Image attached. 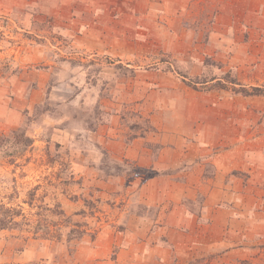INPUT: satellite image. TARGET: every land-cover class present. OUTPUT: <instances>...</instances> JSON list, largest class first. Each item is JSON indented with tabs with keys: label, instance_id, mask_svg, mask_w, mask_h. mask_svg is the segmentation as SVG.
Returning <instances> with one entry per match:
<instances>
[{
	"label": "rangeland",
	"instance_id": "1",
	"mask_svg": "<svg viewBox=\"0 0 264 264\" xmlns=\"http://www.w3.org/2000/svg\"><path fill=\"white\" fill-rule=\"evenodd\" d=\"M228 149L264 154V0H0V264H264Z\"/></svg>",
	"mask_w": 264,
	"mask_h": 264
},
{
	"label": "crops",
	"instance_id": "2",
	"mask_svg": "<svg viewBox=\"0 0 264 264\" xmlns=\"http://www.w3.org/2000/svg\"><path fill=\"white\" fill-rule=\"evenodd\" d=\"M205 154L206 152L204 151L203 155ZM261 158H264V154L256 153V151L251 150L242 151L228 149L223 151L222 153L215 154L211 159V180L224 182L227 180H231V177L236 175H254L258 173H263L264 162L260 161ZM261 160L264 161V159ZM177 163H166L167 169L164 168V170L171 171L170 168H174L176 170V168L179 167ZM197 166L199 170L198 175L200 176V179L209 180L210 178H205L204 176L207 174V170L205 169L208 164L205 165L204 163H199L197 164Z\"/></svg>",
	"mask_w": 264,
	"mask_h": 264
},
{
	"label": "trees",
	"instance_id": "3",
	"mask_svg": "<svg viewBox=\"0 0 264 264\" xmlns=\"http://www.w3.org/2000/svg\"><path fill=\"white\" fill-rule=\"evenodd\" d=\"M242 94L244 95H253V94H257V92H261V89H258V88H252L251 89V92H248L246 90H242L241 91ZM5 225V221L4 219H0V227L3 228V226Z\"/></svg>",
	"mask_w": 264,
	"mask_h": 264
}]
</instances>
